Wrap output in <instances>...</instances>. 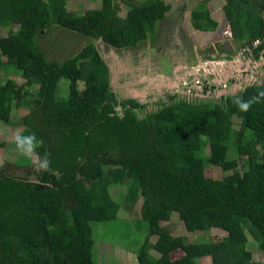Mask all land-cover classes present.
I'll return each mask as SVG.
<instances>
[{
  "label": "trees",
  "instance_id": "trees-1",
  "mask_svg": "<svg viewBox=\"0 0 264 264\" xmlns=\"http://www.w3.org/2000/svg\"><path fill=\"white\" fill-rule=\"evenodd\" d=\"M122 1L129 6L124 17L119 0H101L81 15L65 0H0V26L9 27L0 34V121L12 125L13 106L26 107L17 125L36 135V154L47 153L50 164L48 171H34L29 158L0 166V264H95L94 225L116 222L123 204L138 198L146 223L138 264H197L203 257L258 264L246 245L251 238L264 255V81L218 99L205 96L215 89L207 84L202 98L172 95L154 104L96 84L103 60L94 42L137 48L170 10L163 0ZM224 1L237 42L264 39V0ZM189 17L196 30L217 26L205 10ZM56 28L87 42L62 61L51 59L40 40ZM263 49V42L254 49L256 58ZM10 73L24 80L21 88L4 77ZM79 82L93 85L80 90ZM254 97L247 111L234 102ZM232 149L247 152L242 172L228 158ZM209 167L227 174L200 178ZM173 214L194 241L163 225ZM213 229L223 237L209 238Z\"/></svg>",
  "mask_w": 264,
  "mask_h": 264
},
{
  "label": "rangeland",
  "instance_id": "rangeland-1",
  "mask_svg": "<svg viewBox=\"0 0 264 264\" xmlns=\"http://www.w3.org/2000/svg\"><path fill=\"white\" fill-rule=\"evenodd\" d=\"M100 1L65 0V6L81 15L86 10L99 7ZM163 1L170 5V10L166 13L165 20L158 23L152 40L149 39L139 47L127 50H115L100 41L94 42L103 60L96 84L108 83L114 91L120 92L126 98L138 99L141 104L147 102L154 104L177 94L202 98V85L205 81L216 84L214 97L218 99L224 90L230 91L235 87L236 90L245 83L260 81L264 77V58L242 57L240 61L237 60V52L241 46H244V42H237L231 35L222 10L224 0ZM119 5L121 8L119 16L124 17L129 6L122 0H119ZM197 10L207 11L216 21L217 26L214 31L192 28L189 16L192 11ZM8 30L9 27L0 26L1 35H6ZM86 42L84 38L61 28L53 29L46 38L40 40L47 55L58 61L76 53ZM228 51L231 53L228 54ZM241 51L245 54V49ZM220 52H225L229 56L222 59L219 56ZM230 56L235 60L230 61ZM205 72L208 76L203 79ZM4 77L13 78L19 88L24 82L18 73H10ZM229 79H234L235 82L231 86L227 85L226 89L222 84ZM92 85V83L79 82L78 88L84 90ZM142 93L144 97L141 96ZM60 94L61 97L67 94V84L64 80L60 83ZM28 113L26 107L13 106L11 119L14 123L11 125L0 121V139L6 142L5 146L0 147V166L7 161H28V158L16 149L14 143V136L23 132L22 127H18L17 121ZM205 154L208 155L207 149ZM246 157L247 152L242 149H232L228 154L229 159L238 162L240 172L246 167ZM25 169L18 167L14 172L21 175ZM226 174L227 172L221 171L218 167H209L203 171L200 178L221 179ZM125 188L123 186L122 190L124 191ZM141 204V198L132 205L124 203L118 212L116 222L94 225L95 264H138L137 249L142 244L146 227V223L140 218ZM163 225L170 229L173 235L186 237L188 242L196 238L195 235L185 231L176 214H173L171 220ZM223 235L222 231L213 229L209 238L219 240ZM246 247L253 262L264 264V255L251 238ZM179 255L180 253H176L173 258ZM197 264H211V259L200 258Z\"/></svg>",
  "mask_w": 264,
  "mask_h": 264
},
{
  "label": "clouds",
  "instance_id": "clouds-1",
  "mask_svg": "<svg viewBox=\"0 0 264 264\" xmlns=\"http://www.w3.org/2000/svg\"><path fill=\"white\" fill-rule=\"evenodd\" d=\"M260 95L264 96V93H261ZM256 99L257 98L254 97L248 101L236 100L234 102L239 106L242 111H247L250 108L251 104L256 102ZM14 143L18 151H20L24 156L32 160L34 171L50 170L48 154L45 153L42 157L37 156L36 154V149L41 142L37 140V137L34 133L28 135L17 133L14 136Z\"/></svg>",
  "mask_w": 264,
  "mask_h": 264
},
{
  "label": "flooded vegetation",
  "instance_id": "flooded-vegetation-1",
  "mask_svg": "<svg viewBox=\"0 0 264 264\" xmlns=\"http://www.w3.org/2000/svg\"><path fill=\"white\" fill-rule=\"evenodd\" d=\"M262 42H263V44H264V39L263 40H261V41H257V42H255L254 44H250V43H247L246 45H245V47L244 48H242L243 50L245 49V51H244V57H246L247 59H249L250 57H255V59H256V56H255V53H254V49L255 48H257L260 44H262ZM261 54H262V56H261ZM259 58H264V49L263 50H261V52H260V56L257 58V59H259ZM171 67L173 68V66L171 65ZM203 79H205V77L203 76ZM194 80H195V78H194ZM264 81V77H262L261 78V80L260 81H254V82H249V83H245V84H243L242 86H240V87H238V89H236L235 90V88L234 89H231L230 91H224V93H222L221 95H224V94H227V93H231V94H233V93H236V92H238V91H240L241 89H243L244 87H247V86H249V85H252V84H261L262 82ZM227 82V81H226ZM226 82H224L223 84H222V86L223 87H225L226 89L228 88V87H226L227 86V84H226ZM235 82V80L233 79L231 82H230V84H228L229 86H231V84H233ZM207 84H209V85H213L212 83H210V82H208V81H205V84H203L202 85V91H203V87L205 86V85H207ZM215 85V84H214ZM216 85H215V89H214V91H212V92H209V94H208V92H206V95L205 96H207V97H212V96H214L215 95V90H216ZM236 91V92H235ZM121 96H122V94L120 93V92H118ZM193 94V93H192ZM178 95V94H177ZM171 96V95H170ZM179 96H184V95H179ZM204 96V95H203ZM202 96V97H203ZM122 97H124V96H122ZM186 97H194L193 95L192 96H186ZM197 97V96H196ZM220 97V96H219ZM124 98H126V97H124ZM130 98H132V97H130Z\"/></svg>",
  "mask_w": 264,
  "mask_h": 264
},
{
  "label": "crops",
  "instance_id": "crops-1",
  "mask_svg": "<svg viewBox=\"0 0 264 264\" xmlns=\"http://www.w3.org/2000/svg\"><path fill=\"white\" fill-rule=\"evenodd\" d=\"M223 14H224V13H223ZM224 17H225V16H224ZM243 45H244V46H241V47H240V50L237 52V53H238V55H237V58H238L237 60H238V61H240V59H241L242 57H244V56H243L244 54L242 53L241 49H242L243 47H245L246 43L243 44ZM242 50H243V49H242ZM229 53H231V52L228 51V54H229ZM228 54L225 53V52H220L219 56H220L222 59H224V58L226 59ZM216 55L218 56V53H217ZM216 55H210V57H216ZM228 56H229V55H228ZM261 56H262V54H261ZM221 58H220V59H221ZM222 59H221V60H222ZM256 59H257V58H256ZM229 60L231 61V60H235V59H234L233 56H232V57L230 56V57H229ZM223 62H226V61L223 60ZM216 64H217V63H216ZM221 64H222V63H221ZM203 76H204V77H207L208 74L205 72V74L203 73ZM232 80H233V79H229L228 82H226V84H227V85L230 84L229 82H231ZM210 83H212L213 85L215 84L214 82H210ZM215 85H216V84H215ZM226 87H227V86H226ZM224 91H225V90H224Z\"/></svg>",
  "mask_w": 264,
  "mask_h": 264
},
{
  "label": "water",
  "instance_id": "water-1",
  "mask_svg": "<svg viewBox=\"0 0 264 264\" xmlns=\"http://www.w3.org/2000/svg\"><path fill=\"white\" fill-rule=\"evenodd\" d=\"M223 93H224V92H223ZM133 94H134V93H133ZM135 95H137V94L135 93ZM141 96L144 97V93H142Z\"/></svg>",
  "mask_w": 264,
  "mask_h": 264
}]
</instances>
